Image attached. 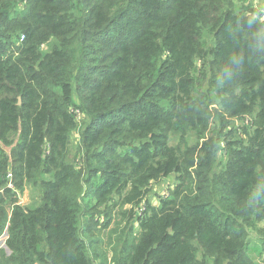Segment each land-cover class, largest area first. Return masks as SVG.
I'll use <instances>...</instances> for the list:
<instances>
[{
    "label": "trees",
    "instance_id": "trees-1",
    "mask_svg": "<svg viewBox=\"0 0 264 264\" xmlns=\"http://www.w3.org/2000/svg\"><path fill=\"white\" fill-rule=\"evenodd\" d=\"M247 7L0 0V144L18 133L14 188L42 187L39 206L17 204L0 149V237L8 231L10 250L0 248V264H264V25ZM209 57L201 73L196 59ZM249 113L255 122L242 119ZM238 119L240 138L216 170L224 130ZM81 126V156L69 162V136ZM179 132L198 138L172 146ZM173 174L172 195L150 203L151 184ZM43 175L52 178L39 183ZM87 198L136 206L131 228L105 239L108 208L104 222L82 226ZM254 227L260 245L249 244Z\"/></svg>",
    "mask_w": 264,
    "mask_h": 264
},
{
    "label": "rangeland",
    "instance_id": "rangeland-1",
    "mask_svg": "<svg viewBox=\"0 0 264 264\" xmlns=\"http://www.w3.org/2000/svg\"><path fill=\"white\" fill-rule=\"evenodd\" d=\"M235 3H236V6L243 8V9H246L245 14H247V12L249 13L248 7H247L248 5H251V7H253L250 0H247V2H246V0H235ZM255 10L258 12L257 9H255ZM237 13H240V11H237ZM253 16H254V14H253ZM255 18H257L259 20V22H261L264 25V22L261 20L259 13H255ZM206 40H207V42H211V39L209 37H207ZM42 50L44 52H47L50 49L47 47H42ZM209 62H210V57L207 60H203L200 58L196 59L197 67L201 71V73L207 72V70L209 69V68H207V65ZM204 89L208 91L207 103L211 105L212 109L217 110L219 108L220 99L214 93V87L212 85L206 84L202 90H204ZM75 101H77L76 95H75ZM20 102H21V98H20ZM242 119L244 121H250V123H251V121L255 122L256 114L249 113L246 116H243ZM243 120H241V119L235 120L234 121V124H235L234 128H232L231 131H229V129H231V127L226 128L224 130L223 139H226V140H223L220 144L221 150L219 151V153L217 155V163H216V167H215L216 170H223L224 169L225 164L229 159V157L225 153V148L227 147L226 144L229 140L240 138V137H238L240 135V132H241L239 127L244 123ZM82 126L79 129H75L72 132V134L69 136V141H70L69 142L70 143L69 153H68V157H69L68 161L69 162H72L74 160L78 161L79 160V159H77L78 156L79 157L81 156V153L79 152V150H80V131L82 129ZM185 136L186 135L181 133V132L172 134L171 139H170V144L172 146L180 145L183 149H185L186 148V146L184 144L185 141H188L189 145L192 146V145H194L193 143L198 138V136L196 134H192V133L187 135V137H185ZM11 138H13V141H14L13 144H11V145L0 144V149L4 152L5 156L7 157L8 164H9L8 165L9 173L7 175V178L9 180L6 183L7 185L6 184L5 185H6V187L13 188L14 189V190H12L13 192H17V198L15 197L17 204H20V206H22L24 208H35L41 204V196H42L41 185L36 184L34 182L26 181L24 188L18 189L17 187L14 188V186H13V183H12L13 177H12V179H10V173H12L13 166L15 167V162L13 163V158H12V149L16 145L18 133L13 134ZM44 178L49 179V178H52V176L51 175H48V176L43 175V176L39 177V183H41V180ZM176 184H177V177L175 174H173L169 177L163 178L157 182H153L149 188L146 199H148V201L150 203H152L153 205L154 204L159 205L162 197L172 195L173 189H174ZM0 191L3 192V190L1 188H0ZM115 198L117 199L118 197L116 196ZM90 200H91L90 198H87L85 200V204L83 206L82 226H87V224L91 223L94 218H97V219L104 222L106 220L104 210L106 208H108L113 216H112L111 225L103 233L105 239H107L108 236H111L115 232L120 233V232H124L129 227L131 228V223H133V221H131L133 218V210L136 209V206H135V208H133L132 205L118 204L117 206H115L114 202H113V204H111L107 207L102 206V205L98 206L95 204L94 201H90ZM144 204H145V202H144ZM7 210L9 212H11L12 208H7ZM132 227H134L135 233L139 232L140 228L137 225V223L132 224ZM116 236L117 235H114V238H116ZM5 240H6V235L3 234L0 237V248H5V249L7 248ZM259 240H260V233L258 232V229H256V227L251 228L250 236H249V244L250 245H260ZM253 251H254L253 257L255 258V256L258 255V249H253ZM258 261H260V262L264 261V253L260 258H258ZM96 263L98 264L99 261L97 260Z\"/></svg>",
    "mask_w": 264,
    "mask_h": 264
},
{
    "label": "built area",
    "instance_id": "built-area-1",
    "mask_svg": "<svg viewBox=\"0 0 264 264\" xmlns=\"http://www.w3.org/2000/svg\"><path fill=\"white\" fill-rule=\"evenodd\" d=\"M250 1H251V4L253 5V7L258 10L260 18L264 22V0H250ZM73 111L76 115L77 121L80 123L82 121V119L84 118L83 113L80 110H73ZM12 177H13V175L10 173V179H12ZM145 209L146 208L144 205H142L140 208H138L139 215H143L145 212ZM4 234L6 235V239H7L8 238V231L6 230ZM5 243H6V240H5Z\"/></svg>",
    "mask_w": 264,
    "mask_h": 264
},
{
    "label": "crops",
    "instance_id": "crops-1",
    "mask_svg": "<svg viewBox=\"0 0 264 264\" xmlns=\"http://www.w3.org/2000/svg\"><path fill=\"white\" fill-rule=\"evenodd\" d=\"M246 2H247V0H246ZM6 250H7L8 253H10V250L8 248H6Z\"/></svg>",
    "mask_w": 264,
    "mask_h": 264
},
{
    "label": "water",
    "instance_id": "water-1",
    "mask_svg": "<svg viewBox=\"0 0 264 264\" xmlns=\"http://www.w3.org/2000/svg\"><path fill=\"white\" fill-rule=\"evenodd\" d=\"M7 185V184H6Z\"/></svg>",
    "mask_w": 264,
    "mask_h": 264
}]
</instances>
